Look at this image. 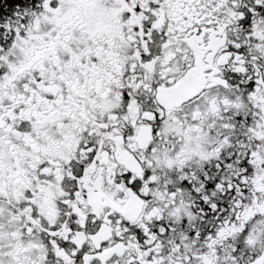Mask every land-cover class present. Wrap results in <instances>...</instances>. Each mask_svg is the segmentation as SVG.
Here are the masks:
<instances>
[{
	"label": "snow or ice",
	"instance_id": "snow-or-ice-1",
	"mask_svg": "<svg viewBox=\"0 0 264 264\" xmlns=\"http://www.w3.org/2000/svg\"><path fill=\"white\" fill-rule=\"evenodd\" d=\"M0 264H264V0H0Z\"/></svg>",
	"mask_w": 264,
	"mask_h": 264
}]
</instances>
